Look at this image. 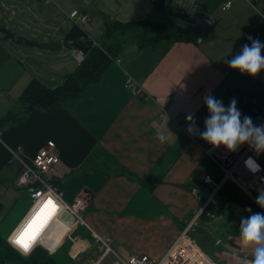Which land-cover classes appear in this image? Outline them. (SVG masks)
I'll list each match as a JSON object with an SVG mask.
<instances>
[{
    "label": "crops",
    "instance_id": "crops-1",
    "mask_svg": "<svg viewBox=\"0 0 264 264\" xmlns=\"http://www.w3.org/2000/svg\"><path fill=\"white\" fill-rule=\"evenodd\" d=\"M0 1L13 14L24 2V14L39 12V27L42 24L53 32L58 28L64 32L61 38L49 35L31 40L23 36L26 40H61L64 47L62 17L73 10L86 14L87 23L101 37L105 20L144 19L155 0ZM162 1H171L173 7L188 13L186 16H195L197 21L219 20L223 24L216 22L213 32L199 44L162 40L138 50L134 42L127 41L117 56L119 63L111 59L99 79L88 84L78 97L54 102L45 109L35 107L23 119L4 125L0 137L1 239L9 243L11 233L28 211L30 198L29 191L15 183L20 163L11 157L10 149L20 147L21 156L29 161L52 140L59 161L48 171V179L59 187L67 202L80 192L89 194L83 213L87 226L77 224L61 247L48 251L58 264L94 261L98 252L94 234L110 237L113 249L122 255L145 253L160 258L190 224L191 238L217 262L229 263L231 249L243 246L241 219L258 212V208L229 180L210 199L211 186L203 182V176L208 174L218 181L222 173L204 153L205 141L199 138L197 144L189 139L175 119L195 116L202 132L208 115L204 97L212 95L225 106L235 99L242 117L250 116L253 124L260 126L264 117V70L250 76L227 64L244 44H251L247 34L261 27L258 12L250 3L253 0H233L228 10L222 9L226 0H192V13L186 6L176 5L175 0ZM219 7L228 12V19L216 15ZM87 34L94 42L99 41ZM3 37L0 32V118L8 111H19L20 94L36 78L34 57L19 48L17 38L12 43ZM27 57V65L32 68L24 62ZM70 58H58L53 64L45 58L52 68L46 70L50 77L37 75V79L48 86L61 84L79 64ZM36 64L40 68L43 65L40 61ZM127 77L140 86L143 96L131 94L125 86ZM261 155L264 158V152ZM148 176L159 179L153 189L140 182ZM42 209L48 218L43 230H22V223L12 235L16 244H21L18 237L22 234L28 248L36 239L48 244L46 240L55 232L47 231L56 225L50 220L54 212ZM61 234L49 246H57ZM73 239L85 245L79 261L69 252Z\"/></svg>",
    "mask_w": 264,
    "mask_h": 264
},
{
    "label": "built area",
    "instance_id": "built-area-1",
    "mask_svg": "<svg viewBox=\"0 0 264 264\" xmlns=\"http://www.w3.org/2000/svg\"><path fill=\"white\" fill-rule=\"evenodd\" d=\"M232 2L233 0H226L222 5V9L228 10L231 7ZM250 3L258 12V22L259 25L263 27L264 0H253ZM68 16L73 20V22H75V19H80V21L84 22L88 18L86 14H82L77 10H73ZM93 43L96 44V42ZM70 55L77 63H81L85 57L83 49L78 47L71 48ZM115 60L118 63L120 61L119 58H114V61ZM125 86L130 90L132 95L143 96L140 86H138L131 77L126 78ZM186 117L187 116H180L175 120L187 137L199 144L201 130L196 124V117L193 116V121H187ZM159 119L160 118H158V120ZM189 124L192 125L193 129L191 132L187 130ZM260 126H264V117L261 120ZM54 148V141H47L46 144L42 146L29 161H26L21 156L20 147L10 149L11 157L20 163V169L15 183L19 188H26L29 191V195L32 200L31 207L28 209L19 225L13 230L11 236L9 237V244L21 254L27 255L37 246H41L47 251L59 248L62 246L65 239L70 236L72 229L77 224L87 226L83 218V213L88 206L89 194L87 192H80L71 202H67L63 199L59 187L53 181L47 179L48 171L59 161V157L54 151ZM203 151L211 160L215 162L218 169L222 173V177L218 181L214 180L208 174L203 176V182L210 184L211 186L210 199L213 194L223 187L224 183L229 180L235 183L250 198L253 204H255L258 208L259 212L264 213V208H261L256 203V197L261 191H264V165L261 162L259 155L252 150L249 144H241L235 151H228L222 145L214 148L205 141ZM248 156L254 157L261 165V169L258 172L253 173L245 166L244 160ZM193 191L196 192V188H194ZM48 200H51L52 204L45 207ZM53 205L55 207H53ZM41 208H44L47 211L52 210L54 212L53 218L50 220H52V224L55 223L56 225L50 230L48 228L47 231L50 232L51 230H55V232L54 235L51 236V239L46 240L48 244L43 243L42 240L39 239H36V241L32 243V246L29 248H25L23 244H16L12 238L14 231L22 223L27 221L33 213L35 215V212H38ZM202 211L203 209L200 210V213ZM64 212L68 213L72 217L71 223H68L62 217ZM51 226L52 225L49 227ZM190 227L191 224L179 233L160 258H152L145 253H130L122 255L113 249L110 237L94 234L95 247L98 252L96 259L91 261L89 264H216L214 260L196 243V241L191 238L188 233ZM60 234L62 235L60 243L54 247L49 246L51 240L56 241ZM80 242L81 241L79 240H72L69 252L74 260H79V255L85 250L84 242ZM109 256H111V258Z\"/></svg>",
    "mask_w": 264,
    "mask_h": 264
},
{
    "label": "trees",
    "instance_id": "trees-1",
    "mask_svg": "<svg viewBox=\"0 0 264 264\" xmlns=\"http://www.w3.org/2000/svg\"><path fill=\"white\" fill-rule=\"evenodd\" d=\"M186 15L188 13L173 7L171 1L155 0L149 15L144 19L129 22L105 20L103 40L98 44H94L87 32L79 24L73 22L72 26L65 32L63 41L71 48L83 49L85 53L83 61L57 86H48L37 78L32 79L18 98L19 111H8L0 118V129L6 124L23 119L35 107L45 109L54 102L78 97L88 84L99 79L110 60L117 58L127 41L134 42L138 50L155 46L162 40L199 44L213 32L217 20L214 22L198 20L195 24H187L180 20V17ZM247 36L264 40V26H261L259 30L250 31ZM17 40L23 42L25 38L18 36ZM140 182L153 189L159 179L148 176ZM5 262L12 264H58L57 258L41 246L35 247L25 256L5 239L0 238V264Z\"/></svg>",
    "mask_w": 264,
    "mask_h": 264
},
{
    "label": "clouds",
    "instance_id": "clouds-1",
    "mask_svg": "<svg viewBox=\"0 0 264 264\" xmlns=\"http://www.w3.org/2000/svg\"><path fill=\"white\" fill-rule=\"evenodd\" d=\"M248 40L251 44H244L240 52L228 60L227 64L241 73L255 76L264 70V55L261 54L264 43L251 36ZM204 104L208 115L203 121L204 130L200 133L202 140L214 148L222 145L228 151H235L239 145L247 143L257 155L264 152V126L254 125L250 116L242 117L235 99L230 100L225 106L221 100L206 95ZM193 119L192 115L186 117L187 121ZM187 130L189 132L193 130L191 124ZM244 164L253 173L261 169V165L252 156L245 158ZM256 203L264 208V191L256 197ZM246 210L251 211L250 208ZM239 228L244 243L254 249L253 264H264V213L256 212L242 218Z\"/></svg>",
    "mask_w": 264,
    "mask_h": 264
},
{
    "label": "rangeland",
    "instance_id": "rangeland-1",
    "mask_svg": "<svg viewBox=\"0 0 264 264\" xmlns=\"http://www.w3.org/2000/svg\"><path fill=\"white\" fill-rule=\"evenodd\" d=\"M175 2H176V5L186 6L187 10L189 12L192 11V7L190 6L192 0H175ZM23 4H24V2H22V4L19 5V7H20L19 10L17 12H15V14H13L12 12H10V10H7L5 4L1 3V1H0V26H5L7 29L11 30L12 32L17 33L18 36L22 35V36L26 37L27 39H31V40L32 39L33 40H37V39L42 40V38H48L49 35L50 36L54 35L55 38H57V37L61 38L62 34L64 33L62 28L61 29L58 28L55 30L56 32H53V30L51 28L50 29L45 28L42 26V24L39 27L38 24L40 23V17L37 16V15H39V12L35 10L33 13V10H32L31 12L28 13V15H26V14H24L25 10H21V7H23ZM179 9L183 10V7H179ZM198 9H201V7H199ZM215 13L217 16H221L224 19H228V12L222 11L220 7H219L218 11H215ZM69 14H71V12ZM68 15H64V17H62L64 20V28L66 29L65 31H67L73 24V20L70 19ZM229 17H231V16H229ZM94 19L99 21V19L97 17H95ZM63 20L61 19L60 20L61 22L59 21V23L62 24ZM87 20H88V18L84 22L80 21V19H75L74 21L76 24H79L85 31H87L91 36H93L94 38H99V41L96 44L100 43L103 40L102 36L99 37V35L97 33H95V31L93 32V29L91 27V23L89 22V24H88ZM200 21H202V20H200ZM98 23H100V22H98ZM220 24H223V23L218 20L217 25H220ZM33 31H35L37 33V36H38L37 38H35L33 36V34H34ZM38 32H40V33H38ZM9 42L13 43L15 41L11 39V40H9ZM17 42L19 44V48L23 52H25L27 55L34 57L33 67L35 68V70L33 72H34L36 78H38L37 75H39L41 77L43 76L44 79L50 77L49 72L46 71V70L50 71V69H52L48 64V62H49V61H47L48 58L51 60L52 64L58 58L71 60V58H70L71 55L69 53V50L71 48L67 44H65L64 47L59 51H52V50L42 49V48H38V47H35L32 45L25 44L24 40H23V42L17 40ZM7 46H9V45L7 44ZM21 50H19V51L21 52ZM45 58H47V59H45ZM24 59H25L24 62L27 65V63L30 61L29 60L30 58L27 57ZM36 61H40L43 64L41 68L36 64ZM113 62L115 64H118V62H116V60ZM27 66L32 68L31 65H27ZM60 66H61V64L56 65V67H58V68H60ZM38 69L40 72H38ZM260 159L264 165V158L262 155L260 156ZM47 179H48V177H47ZM31 204H32V200H31V198H29V205L27 206L28 207L27 209H29L31 207ZM250 207L254 209V206L251 204H250ZM192 225H191L188 233H190ZM66 249H67V247L64 248V250H66ZM253 252H254L253 248H251L249 246L247 247V245L245 243H243L242 247H237L236 249L235 248L231 249V254H232V256H230L231 261L227 264H253ZM208 255L214 260V262L216 264H222L224 261L223 260L221 262H217L216 261L217 259L213 257V254H211V255L208 254ZM85 262H83V264H87V262L86 263Z\"/></svg>",
    "mask_w": 264,
    "mask_h": 264
},
{
    "label": "water",
    "instance_id": "water-1",
    "mask_svg": "<svg viewBox=\"0 0 264 264\" xmlns=\"http://www.w3.org/2000/svg\"><path fill=\"white\" fill-rule=\"evenodd\" d=\"M180 20L187 23V24H195L197 23V18L195 16H186V17H180ZM0 32L4 35L3 40L7 39H16L18 36L16 33L12 32L11 30L7 29L5 26H0ZM26 44L42 48V49H48L52 51H59L63 48V44L61 40H49L48 42L40 43V42H32L28 40H24ZM62 217L68 222H72V217L64 212L62 214Z\"/></svg>",
    "mask_w": 264,
    "mask_h": 264
},
{
    "label": "bare ground",
    "instance_id": "bare-ground-1",
    "mask_svg": "<svg viewBox=\"0 0 264 264\" xmlns=\"http://www.w3.org/2000/svg\"><path fill=\"white\" fill-rule=\"evenodd\" d=\"M42 209V208H41ZM41 209L38 211V212H35L36 216L38 213L41 212ZM35 215L34 213L32 214V216H30L29 219H27V221H25L23 224H22V230H30V231H39L40 229L43 230L44 226L46 225V221L48 218H45L46 217V214H45V211L43 210L39 216H37L35 218ZM33 217V218H32ZM32 218V219H31ZM45 218V219H44ZM31 219V221H30ZM30 221V222H29ZM31 225V227H30ZM213 263V262H211Z\"/></svg>",
    "mask_w": 264,
    "mask_h": 264
},
{
    "label": "snow or ice",
    "instance_id": "snow-or-ice-1",
    "mask_svg": "<svg viewBox=\"0 0 264 264\" xmlns=\"http://www.w3.org/2000/svg\"><path fill=\"white\" fill-rule=\"evenodd\" d=\"M50 204H52V201H51V200H48V201L46 202V204H45V207H47V206L50 205ZM41 211H43V209H41ZM37 215L39 216V213H38ZM30 227H31V225H30ZM26 231H27V230H26ZM18 242L21 243V244H23V246H24L25 248L28 247L27 242L25 241V239H24V235H23V234H22L20 237H18Z\"/></svg>",
    "mask_w": 264,
    "mask_h": 264
}]
</instances>
